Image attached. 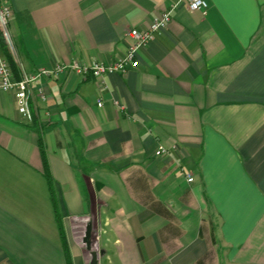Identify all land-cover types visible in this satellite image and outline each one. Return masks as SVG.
Segmentation results:
<instances>
[{
	"label": "crops",
	"instance_id": "crops-1",
	"mask_svg": "<svg viewBox=\"0 0 264 264\" xmlns=\"http://www.w3.org/2000/svg\"><path fill=\"white\" fill-rule=\"evenodd\" d=\"M178 1L0 5L35 73L116 61ZM207 2H180L137 69L44 80L31 119L0 93V264H264V0Z\"/></svg>",
	"mask_w": 264,
	"mask_h": 264
},
{
	"label": "built area",
	"instance_id": "built-area-1",
	"mask_svg": "<svg viewBox=\"0 0 264 264\" xmlns=\"http://www.w3.org/2000/svg\"><path fill=\"white\" fill-rule=\"evenodd\" d=\"M182 1H186L189 9L192 11L204 12L209 7L207 0L178 1V3L173 5L161 17L156 19L149 29L145 31H132L130 33L132 43L128 51L114 62L87 64L75 60L50 69L42 68L35 73H27L20 68L18 77L1 49L2 38H4L11 50L9 27L13 18V11L7 5H0V32L2 33V37L0 36V93H12L15 97L19 113L25 118L31 119L32 104L37 100L45 101L47 99V95L42 87V83L46 79L58 77L70 72L76 73L79 76H92L95 79H102L104 76L112 73L125 74L131 69L139 68L140 54L156 38L157 34L168 27L173 20L174 11ZM166 152L165 149H162L157 154H166Z\"/></svg>",
	"mask_w": 264,
	"mask_h": 264
},
{
	"label": "trees",
	"instance_id": "trees-1",
	"mask_svg": "<svg viewBox=\"0 0 264 264\" xmlns=\"http://www.w3.org/2000/svg\"><path fill=\"white\" fill-rule=\"evenodd\" d=\"M0 36L2 37V33L1 32H0ZM2 39L3 40H2L1 49L4 52L6 58L9 60L13 71L15 72V74L18 77L19 76L18 67H17L16 63L14 62V58L12 56L10 48H9L8 44L6 43V41L4 40V38H2ZM39 147H40L42 158H43V162H44L45 177H46V180H47L49 188H50L51 197H52L53 204H54V207H55V212L57 213V219H58V222H59V226H60V229L62 230V223H61L60 218H58V207H59V205H58V200H57L56 191H55V181H54L53 176H52V174L50 172V169H49L48 160H47V156H46V152H45V147H44V143H43V140H42L41 136L39 137ZM66 253H67V258H68V261H69V264H70L71 262H70V255H69L68 250H66Z\"/></svg>",
	"mask_w": 264,
	"mask_h": 264
},
{
	"label": "rangeland",
	"instance_id": "rangeland-1",
	"mask_svg": "<svg viewBox=\"0 0 264 264\" xmlns=\"http://www.w3.org/2000/svg\"><path fill=\"white\" fill-rule=\"evenodd\" d=\"M79 233H78V237H77V239H78V241H79V243H80V245L86 250L87 249V245H86V243L83 241V239H84V237H85V232H86V225H83L82 227H81V231H78ZM89 257H91L90 255H89ZM90 259V258H89Z\"/></svg>",
	"mask_w": 264,
	"mask_h": 264
},
{
	"label": "water",
	"instance_id": "water-1",
	"mask_svg": "<svg viewBox=\"0 0 264 264\" xmlns=\"http://www.w3.org/2000/svg\"><path fill=\"white\" fill-rule=\"evenodd\" d=\"M90 237V228L88 229L87 233H86V238H85V242L88 241V238ZM92 260L90 264H99V257L101 254H99L98 252H92Z\"/></svg>",
	"mask_w": 264,
	"mask_h": 264
}]
</instances>
